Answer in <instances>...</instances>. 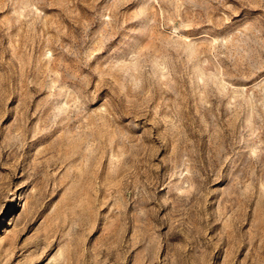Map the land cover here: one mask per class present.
Segmentation results:
<instances>
[{"label":"rangeland","instance_id":"rangeland-1","mask_svg":"<svg viewBox=\"0 0 264 264\" xmlns=\"http://www.w3.org/2000/svg\"><path fill=\"white\" fill-rule=\"evenodd\" d=\"M0 264H264V0H0Z\"/></svg>","mask_w":264,"mask_h":264}]
</instances>
